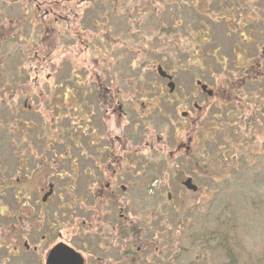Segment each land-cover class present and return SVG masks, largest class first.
I'll use <instances>...</instances> for the list:
<instances>
[{"label": "flooded vegetation", "instance_id": "obj_1", "mask_svg": "<svg viewBox=\"0 0 264 264\" xmlns=\"http://www.w3.org/2000/svg\"><path fill=\"white\" fill-rule=\"evenodd\" d=\"M105 1L113 3V12L121 18L104 20L103 14L112 17L113 12L101 9L99 13L92 2L82 0L0 4L1 9L15 11L14 16L13 10L6 12L5 19L16 25L9 38L22 39L26 23L35 30L30 47L8 48L1 54L23 58L34 54L31 70L35 74L48 57L49 69V80L40 81L38 75L26 80L29 74L20 72L19 84L9 82L0 88V111L4 104L14 126L9 129L0 121V136L8 142L0 151V264H72L78 256L82 264H158L159 260L166 264L162 249L172 191L156 187L150 194L146 182L162 165L173 175H184L181 194H195L184 182L191 178L197 184L200 123L212 118L220 105L229 106L222 96L223 82L220 78L210 85L200 77L178 80V70L189 65H179L174 58L165 60L163 53L160 59L151 58L154 50L149 39L146 50L136 48L134 20L137 9L149 16L168 11L171 3L178 13L196 6L183 0H166L160 7ZM212 1L197 0L196 8L206 9ZM227 4L234 15L242 0H227ZM96 12L102 18L90 17ZM84 19L92 28L81 27ZM170 20L178 22L172 15ZM231 21L228 28L235 32ZM160 25L166 38L172 28ZM252 35L249 40L255 41ZM61 36V42L78 40L85 50L90 49L92 65L72 68L69 63L66 69L68 58L58 64L50 61L57 45L54 40ZM24 37L28 42L29 37ZM147 37L151 39V34ZM161 37L159 33L152 40ZM46 43L53 46L43 54ZM253 43L252 55L237 49L243 60L233 69L242 64L248 67V59L259 46L263 48L262 42ZM136 62L143 66L137 67ZM233 69H226L227 78ZM151 72L155 78L148 81L145 78ZM224 84L228 88L231 82ZM9 87H16L18 97L6 96ZM208 106L212 114L203 117ZM149 230L155 236L159 233L154 246L144 235Z\"/></svg>", "mask_w": 264, "mask_h": 264}, {"label": "rangeland", "instance_id": "obj_2", "mask_svg": "<svg viewBox=\"0 0 264 264\" xmlns=\"http://www.w3.org/2000/svg\"><path fill=\"white\" fill-rule=\"evenodd\" d=\"M9 0H0L1 3H5ZM83 2H86L91 4L92 2V8L99 11L103 9L106 11H109L110 13L113 12V3L107 2L105 0H82ZM119 1H125L126 3L130 2L132 3H149L151 6L160 7L162 2H165L166 0H119ZM176 0H167V2H175ZM197 0H183L184 3L189 4L190 2H193L194 6L197 7ZM211 1V0H207ZM255 1V3H253ZM85 3V4H86ZM250 4L257 5L262 8L264 6V0H250ZM175 4L171 3L169 5L170 9L168 11H163V13L160 14H153L149 16H144L142 11H136L135 18L136 20L134 23V30L136 32L135 37V43L136 48H138L140 51L146 50L145 44L146 42L150 41L151 49L152 51L151 58L160 59L161 53H163V58L165 60L168 59H175L178 60V64H184L189 65L187 69L185 67L182 70H178L176 73L177 79L180 81H187L190 82L195 77H200L203 81L210 84L213 81L217 80H223V77L225 78L227 74H225L226 69H233V64H236L238 62H241L243 60V56L240 54L237 49L243 50L247 49V52L249 55L253 54V42L249 40V36L246 33L247 27H249V23H251L253 20L250 17V15L243 16V11L245 10V7L249 8L246 4H243L241 8L238 11H234V15H232V21L231 25L234 24L235 21H237L238 25H233L232 28L235 30L233 32L232 29L228 28L229 20L227 19V15L225 16L224 13L226 12V9L229 6L227 4V0H214L212 2H209L204 8L192 9L190 6L186 7L187 9L183 8L181 10V13H178V9L174 7ZM219 5V6H218ZM129 5H127L128 7ZM186 6V5H185ZM211 6V7H210ZM208 7H210L208 9ZM11 9L10 7H7ZM6 7L0 11V14L6 15L7 11H14V9L8 10ZM130 9V8H129ZM122 10V9H121ZM102 11V10H101ZM174 11V14H173ZM82 13V10L79 11ZM261 11H259L260 13ZM124 14L128 13V11L123 12ZM242 14V15H238ZM15 15V11L13 12V15ZM103 14V19L107 18L106 20L113 18H121L118 14L111 13L112 17L109 15ZM171 15L178 21H172L170 20ZM223 16V17H222ZM90 17H95L97 19L102 18L100 14L97 12L95 14H92ZM226 19H225V18ZM240 17H242V22H240ZM157 18L161 19L158 20ZM257 22L254 23L252 26L256 32L252 35V39L254 38L257 42L264 43V12L259 14L257 17ZM47 19V18H46ZM5 21H2L5 26L9 25L10 28L15 29L16 25H14L13 21L10 22L9 19H4ZM78 20V19H77ZM105 20V19H104ZM111 20V19H110ZM109 21V20H108ZM164 21V22H163ZM245 21V22H244ZM83 25L81 27L92 26L89 24V19L83 20ZM113 22V20H112ZM245 25H244V24ZM3 24L0 22V29L3 27ZM165 28H172L171 33L168 34L166 38H164V33L161 30V25ZM78 25V24H77ZM168 26V27H166ZM238 26V27H237ZM30 25L27 23L24 25V29L21 28V31L24 32V35L26 37H29L28 42L25 41L24 35H22V39L17 40L15 37L14 39H9L10 43L12 44L10 50L18 49V48H27L30 47L32 44L33 39H35V30H30ZM77 26L75 25L72 28V31L76 30ZM178 28V29H177ZM194 29V31H193ZM41 35L43 34V29L40 27ZM196 33V35L194 34ZM17 33V31L13 32ZM68 33V31H67ZM162 36L159 40H152L153 35L159 34ZM247 34V36L245 35ZM20 32L17 34L20 36ZM148 34H151V39L148 36ZM1 36V34H0ZM60 38H56L54 40V44H57L54 49L52 50V54L50 53V61L53 63L58 64L59 62H64V58H68L70 61H65L64 65L66 69L69 66H72V68H78L85 65H92L93 58H89L92 53L90 52V49L85 50L84 44L82 42H79L78 40L70 39L69 41L61 42ZM50 39H53L50 37ZM7 40H5L4 48L7 45ZM40 44V43H39ZM53 46V43L50 47H48V44L46 43V48L43 49V54L50 51ZM8 50V48H6ZM236 49V50H235ZM255 49V48H254ZM1 50V47H0ZM55 50V52H54ZM233 50L235 52H233ZM154 53V54H153ZM34 55V54H33ZM31 55L28 56L27 54L23 57L20 55H13L9 57H3L0 53V88L3 89L5 84H9V82H15L18 83L20 81V72L21 74L28 73L30 78L27 77L26 80H31L33 77L38 75V80L44 81L49 80V78H46L48 68L46 67L48 61L46 57V60H44V63H40L42 66L41 70H39L38 74L33 73V70H31V63H33V59H35ZM216 57V58H215ZM264 63V62H263ZM34 64V63H33ZM55 64V65H56ZM138 62H136L137 66ZM139 66H143L138 64ZM19 66V69H16V67ZM138 67V66H137ZM262 71L264 72V64L262 66ZM17 72V76L13 78L12 74ZM2 75V76H1ZM264 75H262L263 77ZM153 78H155L154 72H151L146 75V80L150 81ZM23 81V80H22ZM19 84V83H18ZM11 85V84H10ZM29 87V83L26 85V90ZM6 91V96L8 98H16L18 97V90L16 87H9ZM17 92H16V90ZM25 90V91H26ZM1 93V90H0ZM223 96V94H222ZM1 98V94H0ZM18 99V98H17ZM7 103V102H5ZM8 104V103H7ZM10 105V104H8ZM219 105V104H217ZM264 106V105H263ZM209 111V106L206 110L202 113L203 117H207L209 114H212ZM208 112V113H207ZM10 113L9 111L5 110V105L3 104L1 111H0V121L5 122L6 125L9 126V129H12L13 122L10 119ZM214 116L208 120V123H217L221 118H223V112L222 109H216L213 110ZM202 117V118H203ZM207 120L200 123L199 128L200 132H203L200 136L199 133V158H205L208 156V153L211 149L215 148L216 145H221L220 139L214 134H210V136L207 137V128L204 126V123ZM261 121V119H260ZM159 123V122H157ZM161 123H165L162 121ZM0 124H2L0 122ZM264 124V120L260 122V125ZM167 125V123H165ZM219 126V124L217 125ZM168 127V126H167ZM7 128V126L5 127ZM2 130H6V129ZM214 128L215 125H214ZM1 130V129H0ZM1 135V134H0ZM225 136V135H224ZM226 137V136H225ZM247 141V142H246ZM249 141L256 143L258 145V148L256 151L258 154L256 159L252 156L253 163L250 165V172H248L247 168L248 165L241 163L236 164L232 170L235 174L238 175V178L234 180L233 182L229 181H220L217 185H215L217 182L212 179H201V177L195 175V180L197 181V184L199 185V190L194 194L193 197L180 193V181L184 179L183 174L179 175H173L170 170L165 169L162 165L161 168H157L156 171H152V174L150 178L146 182V189L154 188L157 190H170L172 191V201L171 206L167 208V229H166V235L170 231H176L178 233L180 229L178 227H173L169 221L171 218H173L177 212V210H180L181 205L185 206L187 208V211L185 212L184 216L186 219L191 220L196 213H199L200 210H208L212 211L215 207H218L216 205L218 202H223L224 204H227L228 207L231 210H237L242 209L244 206L249 205L248 202L246 203V196H251L254 200L257 202L264 201V131L262 133L256 132L254 135L250 134L249 139H242L239 147L241 148L239 152L245 151L248 152L249 149L254 148V144L250 143ZM3 145H8V142L4 140V136H0V151L1 147ZM170 172V173H169ZM177 172V171H176ZM187 171L186 173H188ZM231 172V171H230ZM172 174V175H171ZM158 184V185H157ZM160 184V186H159ZM157 185V186H156ZM147 192V191H146ZM150 194L152 192H149ZM164 193V192H163ZM179 194L181 196H179ZM188 194V193H187ZM151 204V201L149 202ZM200 204H203L205 207L199 206ZM252 214L248 217H244L243 212H241V217L237 221V230H238V238L239 241L243 242L241 245L244 246L246 250H248L249 253L253 254L255 252V247L257 246V243H259L260 240L264 238V210H256L253 206L251 207ZM170 217V218H169ZM146 220L153 224V222H156L152 220V218H146ZM247 223V224H246ZM146 237L150 238L152 245L154 246L155 237L159 238V233L157 232L156 236L151 233V231H147L144 234ZM168 239V238H167ZM162 246V244H161ZM160 246V247H161ZM168 245L164 246L162 251H165L166 257L169 253L170 256L173 254L174 248L168 249ZM188 249H191V245L188 243L187 246ZM159 249V248H157ZM168 250V251H167ZM180 261L178 264H186L185 257L183 255L179 256Z\"/></svg>", "mask_w": 264, "mask_h": 264}, {"label": "trees", "instance_id": "obj_3", "mask_svg": "<svg viewBox=\"0 0 264 264\" xmlns=\"http://www.w3.org/2000/svg\"><path fill=\"white\" fill-rule=\"evenodd\" d=\"M242 4L249 7H245L247 11L242 12L243 16L247 13L253 20L248 24L250 28L247 27L246 29L250 39V35L256 32L252 25L257 22L258 15L264 12V6L260 9L257 5L250 4V0H242ZM259 11L261 12L259 13ZM224 15H227L228 18H226L229 21L233 17L231 11L227 9ZM6 17L7 15L0 14L1 24H3L2 21H5ZM241 18L240 22H242ZM233 25H238L237 21ZM10 29L9 25L5 26L4 24L0 29V34L7 38L6 48L12 45L8 44L10 43L9 36L12 33ZM247 34L245 33L246 36ZM4 43L5 41L0 36V51L7 52ZM253 46L255 47V43ZM262 49L259 46L257 52L248 59L246 62L248 67L242 64L240 67L233 69V74L229 75V78H227L228 74L225 78L223 77L221 81L223 82V98L226 100L224 103L230 107L219 106L218 109H222L223 118L216 124L208 123V121L204 123L208 131L207 137L214 134L222 144H218L211 149L207 157L199 158L198 176L201 179L216 181L215 185L223 180L229 182H233L237 178L239 180L238 175L234 173L232 168L236 164L243 163L248 165L247 170L250 172V165L253 163L252 156L255 157L254 159L257 157L255 154L258 153L253 151L258 148L256 143L249 141L254 144V148L249 149L248 152H239L241 149L239 147H241L242 139H249L250 134L254 135L256 132L262 133L264 131V124L260 125V122L264 120V76L262 77L264 75L262 71L264 43ZM6 52L1 54L2 59L3 57H9ZM12 76L15 78L17 72L13 73ZM226 81L231 82L228 88H225L224 82ZM234 86L238 89H235ZM218 124L219 126H217ZM214 125L216 128H214ZM245 199L249 205L246 204L242 209L231 210L227 204L218 202L216 204L218 207H215L212 211L204 208V210L196 213L191 220L186 219L184 214L187 208L181 205L180 208L182 209L177 210L175 216L169 221L173 227H178L180 231L178 233L176 231L171 232L169 228L166 235L165 244L168 245L167 248H174L171 256L169 253L167 254L166 264H178L181 255L185 257L186 264H264V238L257 243L254 248L255 252L251 254L241 245L243 242L239 241L237 230V221L242 218L241 212H243L244 217H248L252 214V206L256 210H264V201L257 202L251 196H246ZM199 206L205 207L203 204ZM188 243L191 245V249L187 248ZM158 264H163V262L159 260Z\"/></svg>", "mask_w": 264, "mask_h": 264}, {"label": "water", "instance_id": "obj_4", "mask_svg": "<svg viewBox=\"0 0 264 264\" xmlns=\"http://www.w3.org/2000/svg\"><path fill=\"white\" fill-rule=\"evenodd\" d=\"M159 73H160V75L164 76V73H163L162 71H159ZM202 88H203V89L206 88V85L203 84V85H202ZM208 92L211 93V91H208ZM184 184H185V186H187V187L190 188V189L197 190V185L192 184L190 178L186 179L185 182H184ZM72 252H73V251H72ZM74 253H75V252H74ZM77 255H78V254L75 253L74 258L77 257ZM74 258H73V259H74ZM72 264H82V259L78 256L77 261H76L75 263H72Z\"/></svg>", "mask_w": 264, "mask_h": 264}]
</instances>
